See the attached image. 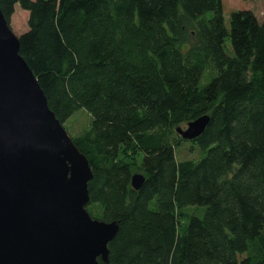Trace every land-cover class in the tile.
Here are the masks:
<instances>
[{
  "label": "trees",
  "instance_id": "obj_1",
  "mask_svg": "<svg viewBox=\"0 0 264 264\" xmlns=\"http://www.w3.org/2000/svg\"><path fill=\"white\" fill-rule=\"evenodd\" d=\"M223 1L0 0L9 23L29 13L20 51L57 118L92 117L72 138L91 215L119 222L111 264H264V17L227 27ZM204 115L200 137L178 133ZM173 134L201 156L178 161Z\"/></svg>",
  "mask_w": 264,
  "mask_h": 264
},
{
  "label": "water",
  "instance_id": "obj_2",
  "mask_svg": "<svg viewBox=\"0 0 264 264\" xmlns=\"http://www.w3.org/2000/svg\"><path fill=\"white\" fill-rule=\"evenodd\" d=\"M20 50L0 8V264H111L119 222L89 213V160ZM209 122L204 115L177 131L197 139ZM145 180L134 174L132 185Z\"/></svg>",
  "mask_w": 264,
  "mask_h": 264
},
{
  "label": "rangeland",
  "instance_id": "obj_3",
  "mask_svg": "<svg viewBox=\"0 0 264 264\" xmlns=\"http://www.w3.org/2000/svg\"><path fill=\"white\" fill-rule=\"evenodd\" d=\"M223 8H224V17L227 27L230 26L231 13L239 9L252 10L256 13V15L260 19L264 17L263 0H224ZM28 17H29L28 11L21 9L19 6L16 8V11L11 18L10 25L13 31L15 32V34H17L18 36H20L21 34L27 31ZM91 124H92L91 115L86 110H80L77 113H75L73 116H71L65 122L64 126L72 137H77L83 134L85 131L89 130L91 128ZM187 126H188L187 123H185L182 124L180 127L186 129ZM173 137L177 138V142L175 145H176V155L178 161H184L187 159H198L201 156L200 149L194 143H192L191 141L179 139L181 137H179L177 134H173ZM134 157H135V161H137L140 164L143 154L138 151L135 153ZM137 173L144 174L142 170L136 167V169L134 170V174ZM87 209L89 213L94 216L98 215V213L100 212V209L97 206L87 205ZM199 209H200L199 214L201 216L204 214L205 207L199 206ZM193 210L195 209L193 208L187 209L186 210L187 215L185 217L192 214ZM185 217H183L182 219L184 226L188 221V218ZM256 251H258L257 248L256 249L252 248L251 253L255 254ZM246 256L247 254H243L241 255V258H244Z\"/></svg>",
  "mask_w": 264,
  "mask_h": 264
}]
</instances>
